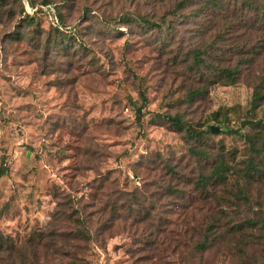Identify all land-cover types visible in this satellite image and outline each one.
<instances>
[{"label":"rangeland","instance_id":"1","mask_svg":"<svg viewBox=\"0 0 264 264\" xmlns=\"http://www.w3.org/2000/svg\"><path fill=\"white\" fill-rule=\"evenodd\" d=\"M0 173V264H264V0H5Z\"/></svg>","mask_w":264,"mask_h":264},{"label":"trees","instance_id":"2","mask_svg":"<svg viewBox=\"0 0 264 264\" xmlns=\"http://www.w3.org/2000/svg\"><path fill=\"white\" fill-rule=\"evenodd\" d=\"M5 0H0V6H2L4 4ZM28 5L31 7V8H34L33 11L31 12H28L26 9V18L30 19V20H33V17L32 15L34 14H43L49 21V24L55 28V29H58V30H63V27H64V22H63V19L61 18V16L59 15V13L57 12V10L53 7L54 9V13L56 15V18H57V23L58 25H54L51 23L50 19H49V16H48V10L45 9L44 7H46L48 4H30L28 1H27ZM31 15V16H29ZM223 73L230 79L233 75V72H231V70L229 69H225L223 70ZM261 98V94L258 92V91H254L253 95H252V104L254 105H257V102L258 100ZM219 110L220 108H217L216 110L212 111L211 112V115L213 117L214 120H217L218 119V116H219ZM171 120L173 121L174 124L176 125H181V122L179 121L178 118L176 117H172ZM243 125L244 124H249L253 127H256L260 124V119H255V120H246L244 119L242 122H241ZM187 129H188V132H191L192 133V130L190 128V126H187ZM192 151V149H191ZM247 169H251L253 171H259V167L256 165L255 163V160L251 157L248 162H247ZM230 168H228V163L226 164L223 160H219V162L215 163L213 165V168H212V171H211V174L213 175V177H215L216 179L218 180H223L226 175H225V171L228 170ZM1 175V173H0ZM201 181V184H204V181H206V176H204L203 178L201 177L200 180ZM262 222L264 223V217L262 218ZM197 244H200L201 248L205 247V244H207L206 242V239H204L203 241L201 242H198ZM18 249H17V246L12 243L10 241V239L6 236H4L1 232H0V256L5 253L7 255V259L9 260L11 258V256L15 255L17 252ZM26 264V263H25ZM59 264H77L76 262L74 261H69V262H66V263H59Z\"/></svg>","mask_w":264,"mask_h":264},{"label":"built area","instance_id":"3","mask_svg":"<svg viewBox=\"0 0 264 264\" xmlns=\"http://www.w3.org/2000/svg\"><path fill=\"white\" fill-rule=\"evenodd\" d=\"M45 9H47L48 11V16H49V19H50V21H51V23L52 24H54V25H58V23H57V18H56V15H55V13H54V9H53V7L50 5V4H48L46 7H44ZM28 12H31V11H33L34 10V8H31L28 4H27V9H26Z\"/></svg>","mask_w":264,"mask_h":264},{"label":"water","instance_id":"4","mask_svg":"<svg viewBox=\"0 0 264 264\" xmlns=\"http://www.w3.org/2000/svg\"><path fill=\"white\" fill-rule=\"evenodd\" d=\"M219 127L218 126H211L210 130L211 131H218Z\"/></svg>","mask_w":264,"mask_h":264}]
</instances>
